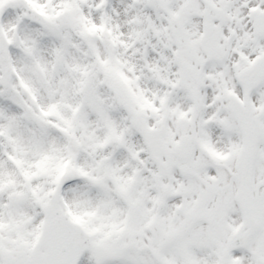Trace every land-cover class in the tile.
Segmentation results:
<instances>
[{"label": "snow or ice", "instance_id": "obj_1", "mask_svg": "<svg viewBox=\"0 0 264 264\" xmlns=\"http://www.w3.org/2000/svg\"><path fill=\"white\" fill-rule=\"evenodd\" d=\"M0 264H264V0H0Z\"/></svg>", "mask_w": 264, "mask_h": 264}]
</instances>
